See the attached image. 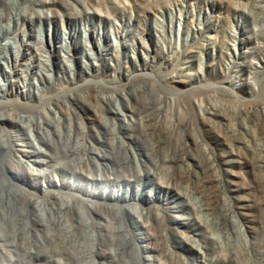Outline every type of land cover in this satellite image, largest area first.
Wrapping results in <instances>:
<instances>
[{
  "label": "rangeland",
  "instance_id": "1",
  "mask_svg": "<svg viewBox=\"0 0 264 264\" xmlns=\"http://www.w3.org/2000/svg\"><path fill=\"white\" fill-rule=\"evenodd\" d=\"M87 1L99 13L88 22L64 1L42 35L34 23L12 26L18 40L0 38L13 58L10 44L19 50L15 74L11 59L0 64V90L10 93L0 100V114L16 117L60 103L71 146L78 137L108 153L112 130L131 123L122 136L141 177L67 178L77 186L63 194L78 201L75 218L100 222L94 227L105 253L96 261L123 264L109 254L119 245L115 238L137 264H207L205 243L222 251L227 262L220 264H264V0ZM105 95L121 113L100 101ZM145 106L160 107L154 136L141 133L137 112ZM0 130L10 144L20 142L14 135L30 134L10 125ZM176 151L185 159L174 162ZM132 152L142 154L146 167L138 168ZM56 180L57 187L35 197L58 193Z\"/></svg>",
  "mask_w": 264,
  "mask_h": 264
},
{
  "label": "bare ground",
  "instance_id": "2",
  "mask_svg": "<svg viewBox=\"0 0 264 264\" xmlns=\"http://www.w3.org/2000/svg\"><path fill=\"white\" fill-rule=\"evenodd\" d=\"M64 1L73 6L83 21L88 22L94 16L99 15L96 9L94 12L91 11V5L87 0H0V38L9 37L18 40L19 35L14 32L12 26L18 28V25L22 27L25 24L34 23L39 24L42 35L41 31L44 26H50L58 19V16H61L56 7ZM66 3H64L65 6ZM87 35L88 32L85 31L86 38ZM64 43H70L66 34ZM13 44L11 43L10 46L16 50L14 58L9 54L8 44L4 45L0 40V64L5 65L3 61L11 59L15 69L10 73L11 75L15 74L19 61V50ZM259 49L262 50L264 47L260 46ZM185 51V49L182 50L183 55ZM89 58L98 60L96 53L92 50L89 51ZM165 59L169 62L172 60L168 56ZM97 69H100V66ZM9 94L7 89L2 86L0 90L1 102ZM121 94L125 95L123 92ZM111 100H113L111 96L110 98L107 95L100 97L103 104L110 105L111 112L121 113V107L119 105L112 106L109 103ZM59 106L60 103H56V106L50 104L47 110L35 111L30 114L17 113L16 117L11 114H0V128L10 125L19 128V130L28 128L30 132L18 139L14 135V138H11L12 141L20 142L10 144V141L3 140V128L0 130V264H105L95 259L96 255L102 256L105 253L102 248L103 234H99L100 232L98 233L94 227V223L100 222H90L88 217L83 218V214L82 217L75 218L78 201L72 195L69 200L63 194L69 193L70 190L75 191L77 186L67 178L69 175L71 178H77L82 174L89 173L93 176H101L106 180L128 182L129 177L138 178L142 175V172L135 171L134 166L130 163V153L128 154L126 151L127 143L122 136V131L131 126L130 122L124 121L119 128L112 130L114 137L109 143L112 149L110 153L98 151L99 149L90 143L91 141L88 144H83L78 137L74 138L76 144L71 146L73 134L70 130L67 138L63 137L61 125L65 123V120L60 115L63 111ZM159 108L145 106L137 112L140 117L141 133L146 131L149 136L156 134L158 125L155 127L152 121L156 113L159 114V111L157 112ZM54 133L57 134V137L54 136ZM44 145L52 146L54 150L48 151ZM153 148L154 145H152ZM132 153L137 160L138 168L146 167L148 163L143 159L142 154ZM7 155H9L8 159H6ZM146 155L148 156V153ZM174 159H176L174 162L184 160L183 151H176ZM150 162L155 168H158L155 158H151ZM146 174H151L154 178L158 177L157 171H147ZM56 178L60 182L58 193L51 192L50 198L35 197L36 193L45 194L48 193V189L57 187ZM94 180H98V177ZM43 182L46 183V189L42 188ZM218 203L217 201L214 205L212 204L213 212L219 211ZM210 205L211 203L208 206ZM208 206L206 205L207 208ZM226 214L222 215L221 212L224 220L227 217ZM100 216L108 221L107 215L101 214ZM116 217L120 218L121 212H118ZM219 228H225V221ZM119 230L122 231L123 227L121 226ZM112 243L119 244L116 250L109 253L114 261L123 264H137L126 251L124 243L120 244V241L117 242L115 238ZM201 247L208 251L207 254L205 252L204 257L207 264H220L221 260L227 262L226 258L222 257V251H218V247L215 245L209 247L208 243H205ZM230 258L232 256H228V260Z\"/></svg>",
  "mask_w": 264,
  "mask_h": 264
}]
</instances>
